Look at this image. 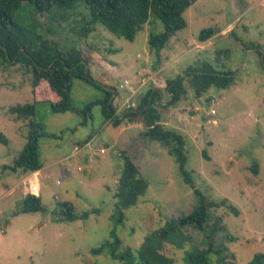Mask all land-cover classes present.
Returning <instances> with one entry per match:
<instances>
[{
	"label": "rangeland",
	"instance_id": "374dc122",
	"mask_svg": "<svg viewBox=\"0 0 264 264\" xmlns=\"http://www.w3.org/2000/svg\"><path fill=\"white\" fill-rule=\"evenodd\" d=\"M64 12L56 8L42 14L26 4L14 19L63 48L77 47L91 53L93 61L110 74L107 77L92 66L91 77L114 86L117 94L113 99L118 95L119 105L129 94V90L119 88L125 78L131 80L140 98L150 87L162 88L166 72L150 79L162 61L167 65L177 59L166 73L171 78L205 63L222 72H233L235 79L229 88H212L197 99L186 83L187 97L171 104V96L164 89L166 104H158L167 128L178 131L185 140L186 169L196 188L210 201H228L211 210V225L220 218L226 232L208 239L205 233L190 227L191 241L182 247L167 243L162 253L174 264H189L190 253L210 246L223 253L222 260L216 252L209 253V264H251L255 255H264V0H199L184 14L188 26L162 51L161 65L149 45L151 34L165 31L159 18L152 17L135 40L128 41L100 25L88 37L83 36L91 20L84 3H79L75 11ZM212 27L221 30L219 36L200 50L201 31ZM166 54L171 58L164 61ZM103 96L104 92L91 84L74 81L75 106L82 107ZM34 102L26 67L2 64L0 58V133L9 140L8 145L0 142V264H122L112 258L110 249L101 253H94V249L110 241L115 228L111 217L123 169L120 154L125 151L149 188L135 206L125 210V222L116 228L124 247L133 248L138 255L145 239L165 227L169 219L187 216L199 206L200 198L185 183L176 157L144 137L139 125L130 127L126 121L119 127L110 122L104 125L100 105L93 108L87 126H82L81 117L74 113L53 114L46 106H39L38 120L59 138L41 140L42 173L20 185L24 175L4 167L12 166L24 149L28 125L16 122L8 110ZM177 113L179 118L175 117ZM90 135H94L90 142L83 143ZM256 164L258 174L254 172ZM34 182L40 183V197L47 211L20 213L29 195L28 187ZM63 202L72 203L77 213L99 211L87 220L57 222L55 214Z\"/></svg>",
	"mask_w": 264,
	"mask_h": 264
},
{
	"label": "trees",
	"instance_id": "16d2710c",
	"mask_svg": "<svg viewBox=\"0 0 264 264\" xmlns=\"http://www.w3.org/2000/svg\"><path fill=\"white\" fill-rule=\"evenodd\" d=\"M199 0H0V58L2 64L24 65L31 75V87L35 98L34 103L17 104L8 110L16 122L27 123L28 135L22 152L14 159L12 166L4 168L23 174L36 173L43 169L40 156V143L42 139H58L59 135L49 133L44 124L37 118L39 106H46L53 114L74 113L81 117V125L87 126L92 119L93 108L101 106L104 118L103 123L110 122L119 127L123 122L141 124L142 135L152 141H156L168 150V153L176 157L179 172L185 183L194 189V193L200 198L199 206L189 215L181 218L169 219L165 227L147 237L142 244L138 255L131 247H124L122 240L117 236L116 228L126 219L125 210L135 206L140 197L144 196L149 188V182L142 176L133 158L125 151L120 154L123 170L120 175V190L115 193L117 200L111 217L115 228L111 232V240L100 248L94 249V253H101L110 249L112 258L122 264H174L173 260L166 257L162 251L167 243L177 247L191 241L189 228L205 233L208 239L227 230L220 218L214 219L211 225V210L227 204L210 201L195 186V180L187 171V155L185 152V140L177 131L166 129L162 124V114L158 104L163 106L160 90L154 87L148 88L142 94L138 104L131 110L121 114L113 104L116 89L108 82L102 84L95 81L90 74V68L95 66L101 73L110 77L103 66L94 62L93 55L84 52L77 47L63 48L59 42L48 39L38 31L28 29L15 21L14 16L24 5H29L42 14H49L54 9L63 12L75 11L79 3H84L90 12L91 20L89 28L83 33L88 37L96 30L98 25L103 26L114 36L128 41L135 40L137 34L143 30L152 17L161 20L165 27L162 34H151L149 45L158 56L161 65V53L169 41L181 30L188 26L184 16L185 12ZM64 12V15L67 14ZM217 27L207 28L199 35L200 42H207L220 33ZM251 44V49H255ZM221 53V52H219ZM262 57V55H261ZM219 69V68H218ZM210 63L201 67L189 68L185 76L168 79L166 90L171 96V104L179 102L187 97L189 88L193 90L197 99L202 98L212 88L226 89L234 82L233 72H222ZM75 80H80L104 92L101 100L87 103L82 107L75 106L72 98V89ZM103 85V86H102ZM208 102L211 99H207ZM94 135L87 137L89 143ZM0 142L9 144V140L0 133ZM206 157L207 154L204 153ZM258 174V165L254 168ZM55 215L57 222H73L87 220L93 209L77 213L72 203L63 202ZM238 215V210L231 209ZM47 208L42 197L28 195L23 200L20 213L46 212ZM17 215V214H16ZM211 228V233L208 232ZM216 252L222 260V250L209 248L196 249L187 256L189 264H209L208 254ZM251 264H264V255H255Z\"/></svg>",
	"mask_w": 264,
	"mask_h": 264
},
{
	"label": "crops",
	"instance_id": "0c3cea01",
	"mask_svg": "<svg viewBox=\"0 0 264 264\" xmlns=\"http://www.w3.org/2000/svg\"><path fill=\"white\" fill-rule=\"evenodd\" d=\"M219 36V33H218V35H216V37H213L212 39H210L209 41H207V42H203V43H201L200 42V45H198V47L197 48H199L200 50H204L205 48H207L208 46H210V45H212V40L214 39V38H217ZM196 45V44H195ZM193 48V47H192ZM171 58V56L169 55V54H166V57H165V59H164V61L165 60H169ZM177 63V59H175L174 61H170V63H168L167 65H164L163 64V61H162V65H161V67L156 71V69L154 70L155 71V73L153 74V75H151L150 76V79H155V78H153V76H156V78H157V75H161L163 72H169L171 69L170 68H173L174 66H175V64ZM178 65H179V62H178ZM104 68V67H103ZM157 68V67H156ZM105 69V68H104ZM166 73H165V77H166V79H165V84L163 85V86H161L162 88L161 89H158V90H160V92H161V95H162V101H163V106H165L164 104H166L165 103V101L163 100V96H164V89H166V86H167V80L168 79H172L171 77L172 76H167L166 75ZM183 75H180V73L178 74V73H175V76H185V74L186 73H182ZM110 75V74H109ZM173 78H175V77H173ZM124 80H130L129 78H125ZM145 80H146V78H144V82H145ZM131 81V80H130ZM165 87V88H164ZM156 89V88H155ZM157 90V89H156ZM167 91V90H166ZM141 93V92H140ZM143 93V92H142ZM166 93H168V91L166 92ZM139 94V91L137 92V94H136V97L134 98L135 100H136V98H137V96L139 97L140 96V94ZM169 94V93H168ZM140 98V97H139ZM136 105V104H135ZM121 107H122V104H120L119 105V110L121 109ZM160 111V110H159ZM175 117L177 118H179V113H177L176 115H175ZM104 124V123H103ZM130 124V123H129ZM162 124L165 126V128L166 129H168L167 128V122H164L163 121V119H162ZM105 125V124H104ZM132 125H134V126H140V127H142L141 126V124H130V127H132ZM127 129V128H126ZM170 130V129H169ZM174 131H176V130H174ZM178 132V131H177ZM179 133V132H178ZM180 134V133H179ZM43 170V169H42ZM42 170L41 171H39V172H36V173H30V174H23L21 171H18L16 174H18V173H22L24 176L22 177V178H20L19 180V184L21 185L22 183H24V182H26V180H30L32 177H33V175L34 176H36V175H41V173H42ZM123 170V169H122ZM122 170H120V172L122 173ZM121 175V174H120ZM12 190L13 189H11V192H12ZM9 192H10V190H9ZM40 196V195H39Z\"/></svg>",
	"mask_w": 264,
	"mask_h": 264
},
{
	"label": "built area",
	"instance_id": "2783aa9c",
	"mask_svg": "<svg viewBox=\"0 0 264 264\" xmlns=\"http://www.w3.org/2000/svg\"><path fill=\"white\" fill-rule=\"evenodd\" d=\"M119 88L122 90H129V94H128V98L126 99L125 103H123L121 109L119 110L118 108V113H120V111H128L131 110L132 108H134L136 105L134 103L135 101V96L137 94V90H135L132 82L130 80H124L123 82H121L119 84ZM116 93V92H115ZM117 94V93H116ZM118 95H116V98L113 99V102H116V105H114L115 107H118L119 103H120V98L117 97ZM118 98V99H117ZM77 151H79V148L76 147L75 148ZM28 193L29 195H33V196H39L40 192H41V186L39 182H34V183H30V186L28 187ZM4 232V231H3Z\"/></svg>",
	"mask_w": 264,
	"mask_h": 264
},
{
	"label": "water",
	"instance_id": "95a60500",
	"mask_svg": "<svg viewBox=\"0 0 264 264\" xmlns=\"http://www.w3.org/2000/svg\"><path fill=\"white\" fill-rule=\"evenodd\" d=\"M120 187H121V186H119L118 191H119Z\"/></svg>",
	"mask_w": 264,
	"mask_h": 264
}]
</instances>
